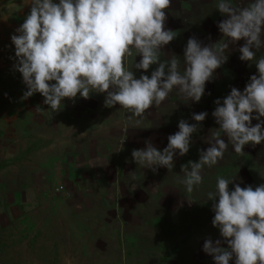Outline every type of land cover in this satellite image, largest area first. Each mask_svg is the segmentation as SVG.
Returning a JSON list of instances; mask_svg holds the SVG:
<instances>
[{"label": "clouds", "instance_id": "1", "mask_svg": "<svg viewBox=\"0 0 264 264\" xmlns=\"http://www.w3.org/2000/svg\"><path fill=\"white\" fill-rule=\"evenodd\" d=\"M214 2L222 17L216 22L221 39L205 43L189 36L181 69L178 55L162 59V50L177 37L167 27L172 0H30L23 22L10 35L12 70L25 86L21 99L39 94L42 104L58 113L66 98L75 105L78 99L101 95L103 108L118 106L130 125L139 126L173 90L187 104L211 95L206 85L227 62L230 45L239 44L238 59L256 71L243 89L230 86L226 95L213 100L210 115L217 130L203 141L207 147L198 149L197 160L181 165L179 183L186 194L193 193L204 182V168L217 166L229 145L237 156L244 155L246 146L264 145V55L257 57L264 48V0ZM208 116L200 111L179 119L166 146L158 148L146 139L143 147L132 149V161L153 173L160 168L171 172L176 159L189 153L193 134ZM237 181L241 178L218 175L214 190L207 192L214 213L211 225L220 238H206L202 251L213 264H264V183L242 187Z\"/></svg>", "mask_w": 264, "mask_h": 264}, {"label": "rangeland", "instance_id": "2", "mask_svg": "<svg viewBox=\"0 0 264 264\" xmlns=\"http://www.w3.org/2000/svg\"><path fill=\"white\" fill-rule=\"evenodd\" d=\"M29 3L0 0V23H21L15 19L26 16ZM167 12V27L177 37L162 50V59L178 55L181 69L189 36L205 43L221 39L216 22L222 17L214 0H172ZM236 47L239 44L226 50L227 62L216 70L214 82L206 85L211 95L198 104H187L173 90L145 116L144 120H152V127L135 128L134 137L111 145L96 170L74 167L72 172L67 158L51 162L52 152L44 154L47 161L37 153L26 155L27 160L16 153L10 161L0 160V264H213L202 251L206 238H220L211 225L214 213L206 194L214 190L218 175L241 178L242 187L264 183L259 176L264 175V145L246 146L243 156L229 145L217 166L204 168V182L191 194L185 193L179 180L184 176L181 165L197 160L198 149L207 147L203 141L217 130L210 115L213 100L226 95L230 86L243 89L256 71L254 65L249 68L238 59ZM261 55L264 48L257 57ZM200 111H208L209 116L193 134L189 153L176 159L171 172L136 167L133 148L143 147L146 139L163 148L167 136L178 130V120ZM12 148L17 151V146Z\"/></svg>", "mask_w": 264, "mask_h": 264}, {"label": "crops", "instance_id": "3", "mask_svg": "<svg viewBox=\"0 0 264 264\" xmlns=\"http://www.w3.org/2000/svg\"><path fill=\"white\" fill-rule=\"evenodd\" d=\"M24 18L21 15L15 20L22 23ZM11 22L0 23V160L10 161L14 153L27 160L26 155L37 153L47 161L44 154L52 152L51 162L67 158L72 172L74 167L96 170L112 146L134 137L135 128L152 125L151 119H143L139 126L130 125L124 109L102 107L101 95L87 101L78 99L75 105L66 98L65 107L62 102L58 113L43 105L39 94L22 100L25 86L9 59L14 54L10 35L20 23ZM96 175L103 176L98 172Z\"/></svg>", "mask_w": 264, "mask_h": 264}]
</instances>
